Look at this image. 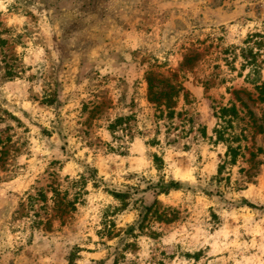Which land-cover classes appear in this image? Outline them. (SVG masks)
<instances>
[{
	"label": "rangeland",
	"instance_id": "obj_1",
	"mask_svg": "<svg viewBox=\"0 0 264 264\" xmlns=\"http://www.w3.org/2000/svg\"><path fill=\"white\" fill-rule=\"evenodd\" d=\"M0 264H264V0H0Z\"/></svg>",
	"mask_w": 264,
	"mask_h": 264
},
{
	"label": "trees",
	"instance_id": "obj_2",
	"mask_svg": "<svg viewBox=\"0 0 264 264\" xmlns=\"http://www.w3.org/2000/svg\"><path fill=\"white\" fill-rule=\"evenodd\" d=\"M9 74V73H8ZM150 88H151V86H150ZM153 94H155V93H153ZM228 110H230V109H228ZM231 110H234V108H231ZM227 110L226 109H222V115L226 112ZM111 127H114V124H112L111 125ZM156 161H158V159H156ZM178 186V183H175V182H170L169 184H167V185H164L163 187H160V191H158L160 194H163V193H167V190L168 189H170V188H175V187H177ZM149 213H152V214H154V217L155 218H158V219H160V217H161V214H158V210H157V207H155V204L154 205H151L150 207H148V209H145V213H143V215H148ZM153 216V215H152ZM145 217H143L142 216V221H143V219H144ZM133 230V228L131 227L130 228V231H132ZM126 246H128V245H126ZM125 246V247H126ZM122 256V255H121Z\"/></svg>",
	"mask_w": 264,
	"mask_h": 264
}]
</instances>
